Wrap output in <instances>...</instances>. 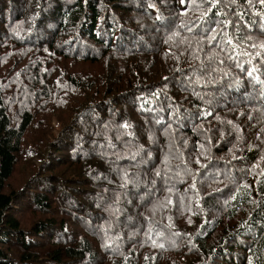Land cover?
Returning <instances> with one entry per match:
<instances>
[{
    "label": "trees",
    "instance_id": "obj_1",
    "mask_svg": "<svg viewBox=\"0 0 264 264\" xmlns=\"http://www.w3.org/2000/svg\"><path fill=\"white\" fill-rule=\"evenodd\" d=\"M18 61L0 264H264V0H0ZM22 193L45 215L28 229Z\"/></svg>",
    "mask_w": 264,
    "mask_h": 264
},
{
    "label": "rangeland",
    "instance_id": "obj_2",
    "mask_svg": "<svg viewBox=\"0 0 264 264\" xmlns=\"http://www.w3.org/2000/svg\"><path fill=\"white\" fill-rule=\"evenodd\" d=\"M53 54H54V52L52 50V55ZM11 63L12 62H10V64ZM10 64L7 67H2L0 65V87L9 84L13 80H15L19 75H23L22 73H24V71L27 68V66H25V62L24 61H18L14 65L13 68H11ZM20 68H22V69L19 70ZM32 162H33V160H29L27 162H20V161L18 162V164H17V166L15 168V171H14L12 177L10 178V181L12 182L11 187L17 188L18 186L23 185V183H22L23 178L26 175H29V174H31V172L34 171L32 169L33 165L30 166V163H32ZM186 202L188 203L189 199H187ZM76 211L77 210H74L70 214L71 220L67 222L68 225L72 227V229H73L72 231L74 233L78 234L79 237L83 236V237L88 238L96 246V241L91 236L92 234H90L87 231V229L85 228L84 225L82 226V225L79 224V223H82V220L78 219V218L77 219L74 218V214H75ZM14 215L21 221V225L25 229L30 228L34 224L33 220L42 219L45 216L43 213L32 212L31 206L29 204V195H28V193H26V194L22 193L18 197V202H17V204L15 206V209H14ZM86 218L88 219V216H86ZM71 227H69V228H71ZM69 234L70 235L72 234L71 231L69 232ZM169 256H170V258L172 260L175 259L178 262H181V261L187 259L189 257V255H188V252L186 251V245L183 246L182 248H179L176 252H171L169 254Z\"/></svg>",
    "mask_w": 264,
    "mask_h": 264
}]
</instances>
